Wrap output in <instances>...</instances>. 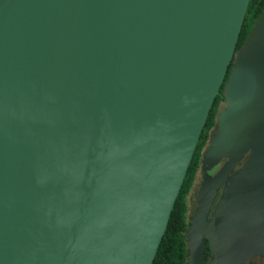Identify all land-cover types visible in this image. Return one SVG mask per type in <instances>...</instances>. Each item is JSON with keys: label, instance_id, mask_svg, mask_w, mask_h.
<instances>
[{"label": "water", "instance_id": "water-1", "mask_svg": "<svg viewBox=\"0 0 264 264\" xmlns=\"http://www.w3.org/2000/svg\"><path fill=\"white\" fill-rule=\"evenodd\" d=\"M249 1L0 0V264H152L222 85L187 264L264 256Z\"/></svg>", "mask_w": 264, "mask_h": 264}, {"label": "trees", "instance_id": "trees-1", "mask_svg": "<svg viewBox=\"0 0 264 264\" xmlns=\"http://www.w3.org/2000/svg\"><path fill=\"white\" fill-rule=\"evenodd\" d=\"M264 10V0H250L241 27V32L236 45L235 53L242 48L246 38L255 21L259 18ZM231 68V66H230ZM227 73L224 83L227 80ZM223 83V84H224ZM223 85L220 88V94L216 96L206 124L198 140L196 149L191 159L188 171L186 173L181 190L174 204L167 230L159 245L152 264H184L187 256L186 243L183 237L185 231V214L187 210V197L195 183L197 173L200 168V159L203 149L206 147L210 132L215 125V120L219 107L224 101L222 94Z\"/></svg>", "mask_w": 264, "mask_h": 264}, {"label": "flooded vegetation", "instance_id": "flooded-vegetation-1", "mask_svg": "<svg viewBox=\"0 0 264 264\" xmlns=\"http://www.w3.org/2000/svg\"><path fill=\"white\" fill-rule=\"evenodd\" d=\"M223 107H225V99H224L223 103L221 104V106L219 107V111L218 112H220V110ZM217 115H218V113H217ZM215 125H216V120H215ZM215 125H214L213 129L210 132V138L208 139V142H207V145L206 146L209 145V142L211 140L212 134L215 131ZM223 162L224 161H221L217 166H215L211 171H209V174L210 175H213L221 167V165L223 164ZM199 169L201 170V159H200V168ZM199 175H200V172H199ZM200 177H201V175H200ZM221 192H222V188H220V190L218 192V195H217V197L215 199V202H214V204H213V206H212V208L210 210V213L208 215V218H210L211 217V214L214 212L215 205H216V203H217V201H218V199H219V197L221 195ZM195 199H196V197H195ZM197 206H198V203L196 204V202H195L194 203V206L192 207V209H189V206H188V197H187V210H186V214H185V222H186V225H185V231L183 232V237H184V240H185V243H186L187 256H186V259H185V263L184 264H187L188 259H189L188 244H187V238H186L185 235H186V232L188 231V229L191 226V222H192V219H193L194 214L196 212ZM204 237H205V239H204L205 249H204V262H203V264H210L211 257H212L211 256V253H210V244H209V240L207 239V236L204 235ZM237 264H264V256H255L252 259H250L248 262H239Z\"/></svg>", "mask_w": 264, "mask_h": 264}, {"label": "rangeland", "instance_id": "rangeland-1", "mask_svg": "<svg viewBox=\"0 0 264 264\" xmlns=\"http://www.w3.org/2000/svg\"><path fill=\"white\" fill-rule=\"evenodd\" d=\"M216 122H217V117H216ZM206 148H207V146H206ZM205 149L203 150V152L205 151ZM199 172H200V175H201V171H199ZM199 172L197 173L195 183H194V185H193V187H192V189H191V191H190V193L188 195V206H189V209H192V207L194 206L195 202H196V204L198 203V201H197L198 200V193H199L200 185H201V182H202V179H201V177L199 175ZM195 197H196V199H195Z\"/></svg>", "mask_w": 264, "mask_h": 264}]
</instances>
